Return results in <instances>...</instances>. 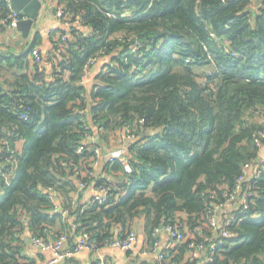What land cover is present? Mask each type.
<instances>
[{"label": "trees", "instance_id": "16d2710c", "mask_svg": "<svg viewBox=\"0 0 264 264\" xmlns=\"http://www.w3.org/2000/svg\"><path fill=\"white\" fill-rule=\"evenodd\" d=\"M59 1L65 19L91 32L75 29L63 42L52 78L31 67V52L0 51V74L18 70L12 84L0 81V264L25 263L27 228L44 239L85 234L104 248L142 219L152 244L164 224L195 236L170 251L175 264L189 260L192 240L211 254L203 264H264V170L249 179L252 203L230 236L220 232L213 250L200 234L214 237L209 208L226 201L264 146V0ZM8 13L0 2V18ZM111 54L95 85L83 84L91 61ZM124 130L127 153L103 166L112 180L99 178L90 143ZM80 182L110 193L72 211Z\"/></svg>", "mask_w": 264, "mask_h": 264}, {"label": "crops", "instance_id": "0c3cea01", "mask_svg": "<svg viewBox=\"0 0 264 264\" xmlns=\"http://www.w3.org/2000/svg\"><path fill=\"white\" fill-rule=\"evenodd\" d=\"M61 2L59 0H43V9L41 10V15L39 19L34 23L33 27L30 30V33L27 37H24L21 31H18L16 28H7L2 27L0 25V51L5 53H12L14 55H21L24 53H32L30 54V65L33 67L35 65L34 62V53L38 52L42 59L41 66L43 71L46 72V75L51 77L54 73L60 69L61 64L65 61L63 57V53H60L58 49L55 47V41L60 35V32H67L70 36L71 33L77 29L84 35H88L91 30L89 27L83 26L81 23L77 22L71 26H67L64 22H62L58 16L57 11L58 8L61 7ZM114 54L109 56L101 57L97 60V62L90 67V73L85 79L84 83L90 89L95 85L97 77L103 72L106 68V65L111 61ZM16 73L18 70H3L0 74L1 82H8L12 84L16 79ZM125 130L124 132L118 136H110L109 142H104L103 140H99L98 137L94 139L90 144L97 145L101 148V153L99 155V162L96 166L97 174L99 178L106 177L108 180H112L113 177L108 175L103 171V166L107 161V157L120 156L122 153L128 150L130 144V140L125 139ZM23 142H19L18 147H22ZM122 177H118L115 181H121ZM96 187L94 184L89 185L84 189H80L79 191L73 195V199L71 200L70 208L72 211H76L81 208L84 204H86L90 199H92L96 195ZM56 204L58 205V212L62 214L64 219L67 218L68 223L71 224L73 219V214L68 217V214L64 215L63 211L67 206H63L61 202V198L56 195ZM241 200L236 201L233 205L226 207L225 209L219 212V229L214 232V237H207L200 232L208 242H210V246L216 244V239L219 237V233L223 228L222 225H225L226 222L229 221V218L240 206ZM70 215V214H69ZM63 219V220H64ZM144 219L140 220L137 223V242L136 247L133 252L122 251L120 249H111V248H102L98 253H92L90 251H82L73 258L67 259L58 264H98L99 260L104 258L107 264H159L157 256L155 254H151L149 256H143L142 252L144 250H148L152 248V242L150 241V237L148 233L145 231L144 227ZM222 227V228H221ZM203 226L198 227V231H202ZM55 231L61 230V220L56 221L54 225ZM208 231V232H209ZM29 228L24 232L23 239L28 234ZM217 232V234H216ZM31 235V233H30ZM187 238H194L195 236L191 233H188L187 230ZM32 236V235H31ZM155 237V236H154ZM160 240L159 249H164L168 245L176 248L180 244H183L185 241H173V239L164 233H160L158 237ZM76 241V237H72L68 243L67 247H71ZM211 254L209 252H202L200 257L201 260L198 264H203ZM23 264H47L50 260L54 258V254L52 252L42 251L39 248L34 247L32 244L27 245L25 243L22 255ZM189 253L185 254V259L188 258Z\"/></svg>", "mask_w": 264, "mask_h": 264}, {"label": "built area", "instance_id": "2783aa9c", "mask_svg": "<svg viewBox=\"0 0 264 264\" xmlns=\"http://www.w3.org/2000/svg\"><path fill=\"white\" fill-rule=\"evenodd\" d=\"M0 2L4 3L9 10V13L5 18H2V19L0 18V25L7 27V28H15L18 22L24 18L21 17L18 13H16L13 10L10 0H0ZM57 16L67 26H71L74 24L68 21L67 19H65V11L62 7L58 8ZM69 37H70L69 34L61 35L60 33V35L54 42L55 47L58 49L60 53H63L64 51L63 42H65ZM97 60L98 58L93 59L91 61V65H94L97 62ZM34 62L39 68H42L41 66L42 59L38 52L34 53ZM90 67H87L85 69V73L82 79L83 83L90 73ZM134 137L135 136H130L129 139H133ZM257 145L259 147V150H261L263 145L260 142ZM92 149H94L93 151H95L98 155H100L101 149L93 148V147ZM82 151H83V148H80V153ZM124 152L126 153L125 150ZM15 154H16V149L12 151V155L10 157L11 160L14 159ZM115 158L116 157L111 156L109 157L108 160L112 161ZM122 159L125 160V158H122ZM263 170H264V158H262L259 155L258 162L249 163L243 167V172L241 176L239 177V179L237 180L236 187L234 188L232 192L225 194L226 201L223 203L215 204L214 206L209 208L208 210L209 225L211 228L217 229L219 228V225H220L219 224V212L225 209L226 207L233 205L236 201L241 200L239 208L236 210L235 213L231 215V217L229 218V221L226 222L225 224L226 226L221 229L222 237L230 236L228 226H230L232 222L238 219L237 218L238 214L246 215L248 213L247 211H248L249 205L252 203V197L254 193V188L252 184L249 182V179L251 178L252 175H254L255 172H260ZM79 186H80V189H84L88 187L87 184L83 182H80ZM96 191H97L96 195L82 206L81 212H84L86 209L92 207L95 203L104 202L110 193V189L104 186L97 188ZM51 196L53 197L56 203L57 198H56L55 193L51 192ZM58 210L59 208H58V205L56 204V211ZM63 214L64 215L68 214V211L67 210L63 211ZM71 227L76 228V216H74L71 221ZM160 233L169 235L173 239V241H177V242L178 241L182 242L186 239V235L183 232L180 224H171V223L164 224L162 228L160 227L154 232V236L156 240L152 248L148 250H144L142 252V255L149 256L151 254H155L157 256L159 264H175L172 261V258L170 255V251L173 250L172 244L162 249L161 253L159 254L157 253V251L159 250V246H160V240L158 238L160 236ZM31 240H32V245L34 247L39 248L42 251L52 252L54 254V258L50 260L47 264L61 263L67 259L73 258L74 256H76L82 251H90L92 253H98L102 249V248H99L98 245L95 242H93L85 234L77 235L76 241L71 247H67L69 241L71 240L69 233H62L56 237L49 236L47 239L36 237V236H31ZM136 242H137V232L133 231L129 233L127 236H125L124 238H115V239L107 241L105 244V247L111 248V249H120L122 251H127V252L129 251L133 252L136 247ZM215 247H216V244L212 245L213 250L215 249ZM190 248L192 249V251L190 253L189 260H186L183 264H191L190 262L200 257L201 248H202L201 245L196 244V242L192 240V242L190 243ZM209 261H212L211 256H209L208 259L204 263L209 262ZM98 264H107V263H106V260L102 258L99 260Z\"/></svg>", "mask_w": 264, "mask_h": 264}, {"label": "water", "instance_id": "95a60500", "mask_svg": "<svg viewBox=\"0 0 264 264\" xmlns=\"http://www.w3.org/2000/svg\"><path fill=\"white\" fill-rule=\"evenodd\" d=\"M13 10L18 13L24 19H21L15 27L18 31H21L24 37H27L30 33L34 23L39 19L41 10L43 9V0H10ZM154 134V133H151ZM96 138L98 135L95 136ZM94 149H92L93 151ZM259 155L264 158V146L261 148ZM161 228L163 225L160 226ZM24 241L27 245L32 244L31 235L28 232ZM162 249H159L157 253H161Z\"/></svg>", "mask_w": 264, "mask_h": 264}, {"label": "rangeland", "instance_id": "374dc122", "mask_svg": "<svg viewBox=\"0 0 264 264\" xmlns=\"http://www.w3.org/2000/svg\"><path fill=\"white\" fill-rule=\"evenodd\" d=\"M107 161H108V157H107Z\"/></svg>", "mask_w": 264, "mask_h": 264}]
</instances>
